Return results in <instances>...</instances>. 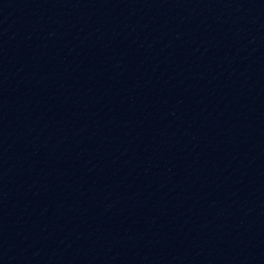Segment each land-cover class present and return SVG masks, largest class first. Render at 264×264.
Returning a JSON list of instances; mask_svg holds the SVG:
<instances>
[{
  "label": "water",
  "instance_id": "obj_1",
  "mask_svg": "<svg viewBox=\"0 0 264 264\" xmlns=\"http://www.w3.org/2000/svg\"><path fill=\"white\" fill-rule=\"evenodd\" d=\"M0 264H264V0H0Z\"/></svg>",
  "mask_w": 264,
  "mask_h": 264
}]
</instances>
